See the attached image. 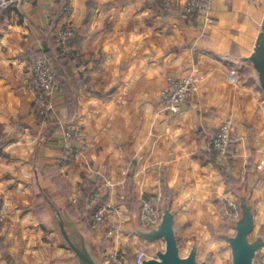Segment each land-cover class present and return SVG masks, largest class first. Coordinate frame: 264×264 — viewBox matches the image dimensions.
<instances>
[{
	"label": "crops",
	"instance_id": "1",
	"mask_svg": "<svg viewBox=\"0 0 264 264\" xmlns=\"http://www.w3.org/2000/svg\"><path fill=\"white\" fill-rule=\"evenodd\" d=\"M60 1L23 0L0 13V203L8 213L0 231L5 247L0 264H29L32 242L41 243L43 237L48 240L41 253L47 249L49 254L43 264L73 261H64L70 249L46 222V212L38 218L28 207L34 182L38 185L36 168L47 190L62 202L75 192L82 196L89 179L94 185L113 182L109 197L120 209V232L111 238L93 232L102 257L141 242L134 229L141 225L143 199L153 198L160 207L165 190L171 195L164 202L176 211L183 254L197 242L200 259L211 252L219 257L226 244L220 236L226 216L216 201L229 205L238 198L219 167L241 182L239 190H248L256 208L255 229L261 232L264 168L257 165L264 162V91L248 57L264 18V0H216L207 23L164 13L153 0H71L79 48L103 62L90 74L88 88L78 91L72 117L57 85L52 123L41 130L23 78L33 54L53 43L62 24ZM195 67L197 84L186 110L163 111L160 94L168 76H184ZM227 118L235 124L233 151L217 164L202 162L200 149ZM72 119L79 121L86 139L73 162L61 165L64 129L71 124L64 122ZM43 167L51 178H45ZM129 188L132 206L126 198ZM6 251L17 259L9 262Z\"/></svg>",
	"mask_w": 264,
	"mask_h": 264
},
{
	"label": "built area",
	"instance_id": "2",
	"mask_svg": "<svg viewBox=\"0 0 264 264\" xmlns=\"http://www.w3.org/2000/svg\"><path fill=\"white\" fill-rule=\"evenodd\" d=\"M213 1L188 0L181 7L180 12L186 19H192L194 16L199 17L200 15L205 21H210ZM17 2H22V0H0V12L9 9ZM165 2L168 1L165 0ZM170 3L169 10H174L176 4L171 1ZM63 11L62 24L55 32L53 44L59 51L70 52L76 35L72 5L66 4ZM166 11H168V7ZM82 64H85V61H82ZM83 68L84 66H81L80 69L82 70ZM56 75L57 73L51 58L43 54L35 55L30 59L27 72L23 78L24 84L32 93L34 105L40 112V116L44 119V123L40 124L46 128L51 124L48 123V120L52 109L51 96L57 89ZM194 80L192 76H170L168 84L164 87L161 94L163 105L174 112L181 110L193 93L194 88L192 85ZM234 136L233 123L229 121L222 123L210 138L209 150L219 157H226L234 143ZM84 138L83 129L78 123H72L65 127L63 149L59 157L61 164L73 161L81 151L85 141ZM263 165L264 162L259 163L260 168ZM112 185L113 183L110 179H106L101 184L95 185L87 201V208L90 210L89 219L91 221V227L96 232H102L105 238H111L120 232V228L116 224L120 209L109 197V189ZM73 202L75 207L81 205V199L77 197L73 199ZM162 214V209L155 203L153 198L143 199L140 208L141 226L150 227L157 224L162 219ZM239 215L240 207L234 204L233 217H238ZM141 240L143 241L136 243L135 247H132L135 248L132 258L128 256V249L132 248L111 249L103 257L104 264H140L144 259L150 258L152 254L149 246L154 241H148L143 238ZM148 243L150 244L148 245ZM256 264H264V248L260 250L256 258Z\"/></svg>",
	"mask_w": 264,
	"mask_h": 264
},
{
	"label": "water",
	"instance_id": "3",
	"mask_svg": "<svg viewBox=\"0 0 264 264\" xmlns=\"http://www.w3.org/2000/svg\"><path fill=\"white\" fill-rule=\"evenodd\" d=\"M250 60L257 76V80L264 90V18L259 26ZM38 186L44 196L47 206L46 222L56 231L60 243L73 252L70 264H104L101 247L94 237V233L85 229L84 219L75 217L67 206H63L53 193L45 187L39 169L36 168ZM240 202V215L232 217L229 225L235 229L234 233L223 232L221 238L227 241L231 250V264H256V258L264 248V234L253 235L256 228L255 203L249 199L248 190H235ZM162 219L155 225L135 227V233L148 241L164 239L165 246L156 250L150 258L140 264H211L209 259L199 258V244L193 243L190 251L183 254L176 227V211L170 201H165L161 207Z\"/></svg>",
	"mask_w": 264,
	"mask_h": 264
},
{
	"label": "rangeland",
	"instance_id": "4",
	"mask_svg": "<svg viewBox=\"0 0 264 264\" xmlns=\"http://www.w3.org/2000/svg\"><path fill=\"white\" fill-rule=\"evenodd\" d=\"M23 1V0H22ZM155 3H156V5H158V7L160 8V10L162 11V12H164V13H171V14H174V13H178L183 19H185V20H187V21H189L190 23H196L197 21H202L203 23H207V22H209V21H205L204 19H203V17H201L200 15H199V17L197 16V17H193L192 19H186L185 17H183L182 16V14H181V12H180V10H181V7H183V5L188 1V0H186L185 2H183V3H181V2H179V1H177V0H166V1H168V2H165V0H153ZM170 1L171 2H173L174 4H176V7L174 8V10H169V7H170V5H171V3H170ZM215 1L216 0H214L213 1V8H214V5H215ZM18 3V2H17ZM67 4H71L72 5V9H73V23H74V27H75V30H76V34H77V26H76V24H75V8H74V4H73V2L71 1V0H68V3ZM66 5H64V7H65ZM173 6H175V5H173ZM168 7V11H166V8ZM213 8H212V10H211V16H212V11H213ZM211 21V20H210ZM61 25V24H60ZM59 25V26H60ZM57 30V29H56ZM75 37H76V35H75ZM73 42H74V40H73ZM77 48H79V47H77ZM70 51H72V49L70 50ZM77 54H79L78 56H77ZM76 54V58H75V63H76V69H75V71H76V73L77 74H80L82 71H85L86 69H87V63L90 61V62H92L93 63V65H95V62L98 60V59H100V58H102L101 56H99L98 54H96V53H91V54H87V53H85V52H83L82 51V49H78V53ZM82 61L84 62L85 61V64H82ZM81 66H84V68L81 70L80 68H81ZM55 70H56V68H55ZM197 68L195 67L193 70H192V72H190V73H188V74H186V75H184V77H190V76H192V78L193 79H195L194 80V82H193V88H195V86H196V84H197ZM170 76H176V75H169L168 76V78H167V83H166V85L168 84V79H169V77ZM177 77H179V76H177ZM180 77H182V76H180ZM165 85V86H166ZM164 86V87H165ZM259 86H260V84H259ZM261 87V86H260ZM262 88V87H261ZM90 89H95V86L93 85V84H91L90 85ZM164 89V88H163ZM163 89H162V91H163ZM263 90V89H262ZM162 91H161V94H162ZM194 91V90H193ZM264 91V90H263ZM161 94H160V105H161V109L163 110V111H169V112H172V113H175V114H178V113H183L185 110H186V108H187V103L189 102V99H190V97H189V99H188V101L186 102V104H185V106H183V108L181 109V110H179V111H172V110H169V109H167L164 105H163V103H162V100H161ZM192 95V94H191ZM52 97V96H51ZM31 100H32V93H31ZM32 104H33V109H34V111H35V113H36V115H37V119H38V123H39V126H40V129L41 130H43V129H46V127H42L41 126V124L40 123H44V119H43V117H41L40 116V112L38 111V109H37V107L34 105V103H33V101H32ZM51 105H52V109H51V113L49 114V120H48V123H52V120H51V115L53 114V113H55V106H54V102L51 100ZM230 122V123H233V127H234V132H235V124H234V120L233 119H231V118H227V119H225L222 123H226V122ZM64 123H78V125H80L79 124V121L77 120V119H72L71 121L69 120L68 122H64ZM221 123V124H222ZM220 124V125H221ZM70 125V124H69ZM219 125V126H220ZM68 125H66V127H67ZM219 126H218V128H219ZM81 127V126H80ZM217 128V129H218ZM217 129L215 130V132L217 131ZM215 132H213V133H211L210 135H209V137H208V141H207V144L205 145L206 146V148H208V150H209V145H210V138L214 135V133ZM83 135H85V138H84V140L86 139V132L83 130ZM236 135L234 136V143H233V145H232V147L231 148H234L235 147V144H236ZM210 151V150H209ZM233 151V149H231L230 151H229V154L226 156V157H229L230 156V154H231V152ZM215 155V154H214ZM216 156V159L218 160V159H221V158H226V157H219V156H217V155H215ZM75 159V158H74ZM73 159V160H74ZM73 161H71V162H69V163H66V164H61V165H68V164H70V163H72ZM217 163H218V161H217ZM258 168H260L259 167V163H258ZM262 168H264V165L260 168V169H262ZM220 169V168H219ZM220 172H221V170H220ZM35 181V180H34ZM113 183V182H112ZM34 188H35V193H32V198H31V204H29V206L28 207H31L33 210H34V213H35V215L39 218V214L35 211V205L38 203V196L40 195V192H39V190H38V185H37V183L36 182H34ZM232 190V189H231ZM75 197H77L78 199H81V196H80V194L79 193H77V192H75V193H73L72 195H71V197H70V199L72 200V202H73V199L75 198ZM70 199H69V201H70ZM87 201H88V199H87ZM68 203V201H67V199H66V202L64 201L63 202V206L65 205V206H67L66 204ZM74 203V202H73ZM234 204H236V206H239L240 207V202H239V198H237V200L236 201H231L230 203H229V207H230V209L232 210V213H233V206H234ZM81 206V205H80ZM80 206H78V207H75L74 206V208L75 209H79V207ZM141 206H142V204H141ZM162 206H160V208H161ZM141 208V207H140ZM87 211H88V213H87V216H86V219L84 220V225H85V229H89L90 231H92V232H94L95 234H97V232L96 231H94L93 229H92V227H91V221H90V217H89V213H90V210L89 209H87ZM7 220H8V213H7V211H6V209H5V205H3L2 203H0V231H1V229H3L4 228V224L7 222ZM216 231V229L215 228H213V227H211V232H212V234H213V236H215V234H214V232ZM234 231H235V229L234 228H232V233H234ZM258 233H262V232H259L258 230H256L255 229V231L253 232V235H255V234H258ZM264 234V233H263ZM138 239H140L139 241H143V240H141L142 238H140V237H138ZM47 240H48V238H45V237H43L42 239H41V243H39V241H33L32 242V246H33V249H31V252H29V253H31L32 254V258H30V259H28V258H26L27 260H25V261H27L29 264H43L44 263V260H45V258H42V257H44V256H49V254L47 253V249H45L44 251H43V253H41L42 252V246L44 245V244H46L47 243ZM222 241H223V243H226V244H223L224 246H221V250H219L220 252L222 251V254H220L219 255V257H213V253L211 252L209 255L207 254V257H205L204 256V254H202V257L203 258H201V259H209L210 261H211V264H231V255H229L230 254V250H229V248H227L226 246H227V241L225 240V239H223L222 238ZM107 241H105V244H107L106 243ZM140 243V242H139ZM153 243V244H152ZM150 243H148V245H149ZM42 245V246H41ZM226 245V246H225ZM164 246H165V241H164V239H158V240H156V241H154V242H151V244H150V250H151V254H153L156 250H158V248L160 249V248H164ZM135 247V246H134ZM4 249H5V247H3L2 248V254H3V251H4ZM120 249H122V248H120ZM183 250V249H182ZM109 251V250H108ZM134 252H135V248H132V249H128V256H129V258H132V256L134 255ZM224 253H225V255H224ZM106 254V253H105ZM6 256H7V259H9V262H13V261H11L12 259L13 260H16L17 258H12L11 257V255H9V254H7V251H6ZM70 260H73V252L71 251V250H68V255H67V257H66V259H64V261L66 262V261H70ZM57 261V260H56Z\"/></svg>",
	"mask_w": 264,
	"mask_h": 264
},
{
	"label": "trees",
	"instance_id": "5",
	"mask_svg": "<svg viewBox=\"0 0 264 264\" xmlns=\"http://www.w3.org/2000/svg\"><path fill=\"white\" fill-rule=\"evenodd\" d=\"M67 3H68V0L60 1L61 17H63L64 15L63 8H64V5H66ZM3 11L4 10H2L1 12ZM77 47L79 46H78V41L76 40V37H75L74 42L72 43V51L70 52L59 51L54 47L53 43H47L44 49L36 51L33 54V56L44 54L51 58L53 65L56 68V73H57L56 83L57 85L59 84V88L63 90V92H65L66 94L70 117H72V115L75 113L76 108L78 106V99H77L78 91L82 88H88L90 74L94 72L95 70L99 69L103 62V58H100L95 62V65L92 68H87L85 71H82L80 74H77L75 71L76 69V63H75L76 57L75 56L78 53V49H79ZM0 143L3 144V142H0ZM199 152L201 155L202 162L211 161L217 164L216 156L211 151H209L208 148H206V146H203ZM59 167L60 165L57 167H52L53 168L52 171L55 170L57 172ZM219 168L224 178L227 181L228 189H232L233 191L235 190L240 191L238 188L242 187L241 182L233 178L225 167H219ZM42 171H43V174L45 175V178H51L52 175L47 171L46 168L43 167ZM53 181L56 184L57 183L60 184L59 183L60 179L56 177L53 179ZM94 186H95L94 181L92 179H89L86 187L83 190V193L81 196V206L79 207V209L74 208V204L72 200L69 198L70 196H68V199H67L68 203L66 205L68 209L70 210V212L75 217H82L83 219L84 218L86 219V216L88 213L87 199ZM131 189L130 188L127 189V195H126L129 206H132V200H133V197H132L133 193ZM38 190L40 192V195L38 196V203L35 205V211L39 214V217H42L47 210V206H46L44 196L41 193L39 186H38ZM165 191L167 193L166 197L167 198L168 196L170 197L171 194L169 195L168 190H165ZM166 197L165 199H167ZM164 200L162 204L164 203ZM216 203H217L219 210L223 212L226 216V223L222 230V232H226V228L230 226L229 220L233 217L232 210L230 209L228 202L226 200L217 199ZM261 232L264 233V229H261ZM3 247H4V243L0 239V248L2 249Z\"/></svg>",
	"mask_w": 264,
	"mask_h": 264
}]
</instances>
